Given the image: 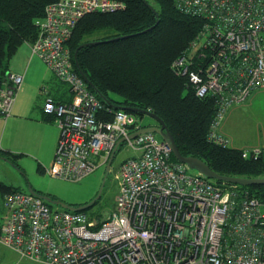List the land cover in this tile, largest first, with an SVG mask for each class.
Here are the masks:
<instances>
[{
    "label": "built area",
    "instance_id": "1",
    "mask_svg": "<svg viewBox=\"0 0 264 264\" xmlns=\"http://www.w3.org/2000/svg\"><path fill=\"white\" fill-rule=\"evenodd\" d=\"M172 1L203 19L173 68L197 96L215 97L209 139L229 146L221 131L229 111L264 88V0ZM124 8L117 0H58L37 20L30 43L71 92L69 100L45 98L43 109L60 131L46 172L80 180L107 165L117 146L135 151L115 173L113 207L97 218L54 208L39 193L12 191L4 197L0 243L45 264H264V202L238 184L191 173L169 142L154 132L136 134L143 128L139 118L108 106L76 69L67 42L78 21ZM23 82V74L11 71L0 78V123L11 115ZM243 155L264 156V144L244 148Z\"/></svg>",
    "mask_w": 264,
    "mask_h": 264
},
{
    "label": "trees",
    "instance_id": "2",
    "mask_svg": "<svg viewBox=\"0 0 264 264\" xmlns=\"http://www.w3.org/2000/svg\"><path fill=\"white\" fill-rule=\"evenodd\" d=\"M56 1L0 0V78L8 70L10 58L18 47L36 40L37 20L45 15L47 5ZM117 1L124 2L125 8L90 12L78 21L67 42L76 56V69L83 71L110 100L108 106L127 110L137 117L144 114L132 111L135 108L159 116L183 155L204 160L222 175L264 177L263 155L246 157L242 148L209 139L217 111L215 97L197 96L188 77L173 68L174 61L186 52L202 28L203 19L182 12L172 0ZM0 154L11 162L18 156L1 149ZM40 170L44 171L41 165ZM238 187L264 202V184ZM16 190L21 189L0 181V202H3L0 232L8 216L4 197ZM90 215L103 217L98 212Z\"/></svg>",
    "mask_w": 264,
    "mask_h": 264
},
{
    "label": "rangeland",
    "instance_id": "3",
    "mask_svg": "<svg viewBox=\"0 0 264 264\" xmlns=\"http://www.w3.org/2000/svg\"><path fill=\"white\" fill-rule=\"evenodd\" d=\"M246 101L233 107L224 123L232 140L239 144L244 142L246 144L256 143L258 139L264 137V94L256 93L250 96L248 102ZM139 122L143 126L158 123L149 115L139 117ZM1 123L3 124V122ZM157 136L161 138L160 135L157 134ZM37 141L36 138L33 141V146ZM230 144L232 145V141ZM134 155L135 151L126 143L121 145L111 165L103 195L94 206L87 210L89 213H102L103 217L109 214L118 193L115 173L123 160ZM36 158L37 156L32 154H22L19 157H14L13 162H7L0 157V181L23 191H28L31 186L39 194L56 196L58 199L71 203H88L98 194L106 165L101 164L95 171L80 180H71L42 172L40 162ZM189 170L191 173L198 172V170L191 167ZM0 204H3V202H0ZM54 208H60V206L55 205ZM0 264L45 263L21 257L16 251L0 243Z\"/></svg>",
    "mask_w": 264,
    "mask_h": 264
},
{
    "label": "crops",
    "instance_id": "4",
    "mask_svg": "<svg viewBox=\"0 0 264 264\" xmlns=\"http://www.w3.org/2000/svg\"><path fill=\"white\" fill-rule=\"evenodd\" d=\"M30 43H22L9 61L7 71L23 74L24 82L11 115L3 124L0 123V149L17 154L18 157L22 154L37 156L36 160L46 172L47 167L51 166L60 131L54 118L43 109L45 98L52 95L58 100H69L71 92L69 86L58 80L50 67L38 55L32 53ZM256 93L264 94V88L256 90L252 96ZM227 117L228 115L225 120ZM225 120L221 131L230 142L232 141L231 146L244 149L264 144V137L252 144L236 143L226 130ZM36 138L38 141L33 146ZM0 157L11 162L6 155L0 154Z\"/></svg>",
    "mask_w": 264,
    "mask_h": 264
},
{
    "label": "water",
    "instance_id": "5",
    "mask_svg": "<svg viewBox=\"0 0 264 264\" xmlns=\"http://www.w3.org/2000/svg\"><path fill=\"white\" fill-rule=\"evenodd\" d=\"M91 43H96V42H91ZM75 58H76V56H75ZM76 64H77V61H76ZM81 74L86 79L88 84L94 89V91L107 104H110L111 103L110 100L105 95H103L100 92V90L98 88H96V86H94L91 83V81L85 75V73L83 71L81 72ZM132 111H134L135 113H142L144 115H149V116L153 117L155 120H157V122H158V124H155V125L144 126L136 134H140V133H143V132H154V133H157L158 135H160V137L162 139H164L165 141H167V142H169L171 144V146L173 148L174 156H175V158L178 161L188 164L189 167L198 170V172L204 174L208 178L214 179L217 182H227V183L238 184V185H243V186H248V185H252V184H264V177L251 178V177L222 175V174H219L218 172H216L215 170H213L204 160H202L200 158H197V157H193V156H185V155H183L182 152L180 151L177 143H176V140H175L174 136L172 135V133L168 129L166 123L159 116H157L155 113H153L151 111L138 109V108H135ZM134 135L135 134H133L132 136H134ZM121 142H122V140L119 143H121ZM117 151H118V146L115 149V151L113 152V154L111 155V158H110L108 164L106 165L105 174H104L103 181L101 183L100 189L98 191V194L90 202L85 203V204L80 205V206H73V205H71V204H69L66 201H63L61 199H54L50 195L41 194L42 197L45 200H47L49 203H51L53 205H58V206H60V207H62L64 209H68V210H85L87 208H90V207L94 206L101 199V197L103 195V192H104V189H105V186H106V182H107V179H108L110 167H111V165L113 163V160L115 158V155H116ZM29 191L32 192V193L38 194L31 186L29 188Z\"/></svg>",
    "mask_w": 264,
    "mask_h": 264
},
{
    "label": "flooded vegetation",
    "instance_id": "6",
    "mask_svg": "<svg viewBox=\"0 0 264 264\" xmlns=\"http://www.w3.org/2000/svg\"><path fill=\"white\" fill-rule=\"evenodd\" d=\"M158 124V123H157Z\"/></svg>",
    "mask_w": 264,
    "mask_h": 264
}]
</instances>
